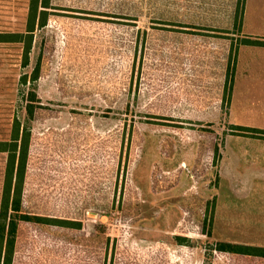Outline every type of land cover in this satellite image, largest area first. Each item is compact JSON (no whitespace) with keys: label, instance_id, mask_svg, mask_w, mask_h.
I'll return each instance as SVG.
<instances>
[{"label":"rangeland","instance_id":"rangeland-1","mask_svg":"<svg viewBox=\"0 0 264 264\" xmlns=\"http://www.w3.org/2000/svg\"><path fill=\"white\" fill-rule=\"evenodd\" d=\"M242 1L47 0L28 65L0 42V142L30 132L21 212L75 221H20L12 264H264L217 249L264 248V137L241 130L264 129L243 73L264 11ZM29 4L0 0V34Z\"/></svg>","mask_w":264,"mask_h":264},{"label":"trees","instance_id":"trees-1","mask_svg":"<svg viewBox=\"0 0 264 264\" xmlns=\"http://www.w3.org/2000/svg\"><path fill=\"white\" fill-rule=\"evenodd\" d=\"M46 1L47 0H30L25 32L0 34V42H19L23 44V64L25 66L29 63V53L34 27L36 25H45L43 15L46 12L42 8L46 7ZM242 4H244V0ZM242 8H240V12H242ZM240 17L242 18V14ZM244 44L263 45L264 43L251 40L244 42ZM29 112L32 113V110L29 109ZM241 130L251 133L252 136L262 135L260 137H264V129L241 126ZM29 139V130L27 128L22 129L20 121L15 119L9 141L0 142V151L7 153L0 199V264H12L18 223L20 221L57 224L61 226H70L75 223V221L71 220L29 215L21 212ZM217 249L219 251L250 253L264 256V248L258 247L221 243ZM249 250L253 252H247Z\"/></svg>","mask_w":264,"mask_h":264},{"label":"crops","instance_id":"crops-1","mask_svg":"<svg viewBox=\"0 0 264 264\" xmlns=\"http://www.w3.org/2000/svg\"><path fill=\"white\" fill-rule=\"evenodd\" d=\"M244 2H245V8L247 10H249V8L253 4V0L251 2H250V0H244ZM261 2H264V0H256V2H254L255 5H253V8L254 7L256 8L254 14H256L257 16H262L263 15L262 12L264 11V9H263V5H262ZM255 31H256V33H253L255 36L256 35L264 36V26L261 27V28H257ZM245 45H251V44H245ZM253 49L254 50H252V54L253 55L255 54V55H254V57H250V58L247 59V62L244 65L245 68H243V73L247 77L248 76L251 77L252 80L264 82V49H263V47H255ZM240 61H241V57H240L239 64H238V69H237L238 70L237 71L238 75H239V68L241 67V62ZM236 80H238V76L237 75H236ZM233 104H234V101L232 102L231 106ZM251 106H253V105H251ZM258 106H260V105H258Z\"/></svg>","mask_w":264,"mask_h":264},{"label":"water","instance_id":"water-1","mask_svg":"<svg viewBox=\"0 0 264 264\" xmlns=\"http://www.w3.org/2000/svg\"><path fill=\"white\" fill-rule=\"evenodd\" d=\"M94 218H95V215L93 214L89 217L90 220H93Z\"/></svg>","mask_w":264,"mask_h":264}]
</instances>
